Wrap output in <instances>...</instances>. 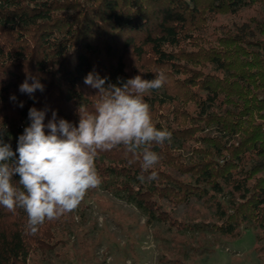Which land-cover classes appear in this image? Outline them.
Instances as JSON below:
<instances>
[{"label":"trees","instance_id":"1","mask_svg":"<svg viewBox=\"0 0 264 264\" xmlns=\"http://www.w3.org/2000/svg\"><path fill=\"white\" fill-rule=\"evenodd\" d=\"M256 4L264 0H0L4 141L15 151L31 107L47 110L45 124L53 111L78 123V107L91 110L98 98L84 83L89 72L107 77L106 86L164 72L165 85L144 96L153 124L172 133L170 142L149 146L159 163L144 170L142 152L123 145L101 151L99 187L147 222L175 218L170 202L201 201L213 219L191 224L196 231L234 236L248 221L264 230V19L220 29L214 41L204 36L213 14ZM207 64L213 73L203 72ZM29 77L45 86L34 98L19 91ZM57 220L32 234L23 209L0 206V264H27L33 249L48 248Z\"/></svg>","mask_w":264,"mask_h":264},{"label":"clouds","instance_id":"2","mask_svg":"<svg viewBox=\"0 0 264 264\" xmlns=\"http://www.w3.org/2000/svg\"><path fill=\"white\" fill-rule=\"evenodd\" d=\"M107 80L95 71L86 75L84 83L98 90V98L91 110L84 104L78 107V123L57 120L53 111L45 124L47 110L31 107L30 124L19 135L15 151L4 141L0 129V206L10 212L23 209L32 234L45 220L74 211L90 189L100 186L95 161L101 151L123 145L130 153L142 152V168L148 170L161 159L149 146L172 139L171 131L153 124L150 105L144 99L146 93L165 85L164 72H158L153 79L142 74L126 81L118 78L117 83L106 86ZM44 89L36 77L25 79L19 86L21 93L33 98L37 90ZM10 99L15 101V95ZM16 175L18 181L14 179ZM156 177L157 173L152 172L147 180ZM137 178L141 182L146 179L143 174Z\"/></svg>","mask_w":264,"mask_h":264},{"label":"rangeland","instance_id":"3","mask_svg":"<svg viewBox=\"0 0 264 264\" xmlns=\"http://www.w3.org/2000/svg\"><path fill=\"white\" fill-rule=\"evenodd\" d=\"M262 19L260 4L213 14L204 36L214 41L220 29ZM201 69L213 73L209 64ZM168 204L175 207V218L147 222L123 199L100 187L90 189L78 208L51 227V245L33 249L27 264H264V230L255 223L241 222L234 236L196 231L191 224L213 219L212 209L201 201Z\"/></svg>","mask_w":264,"mask_h":264}]
</instances>
